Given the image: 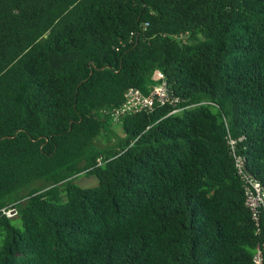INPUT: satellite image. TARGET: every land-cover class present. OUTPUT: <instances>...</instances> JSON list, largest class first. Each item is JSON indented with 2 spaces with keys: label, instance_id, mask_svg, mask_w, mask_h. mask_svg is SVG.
Instances as JSON below:
<instances>
[{
  "label": "trees",
  "instance_id": "1",
  "mask_svg": "<svg viewBox=\"0 0 264 264\" xmlns=\"http://www.w3.org/2000/svg\"><path fill=\"white\" fill-rule=\"evenodd\" d=\"M157 72L179 110L99 146ZM243 173L264 181V0H0V209L21 220L0 213V264H255Z\"/></svg>",
  "mask_w": 264,
  "mask_h": 264
},
{
  "label": "built area",
  "instance_id": "2",
  "mask_svg": "<svg viewBox=\"0 0 264 264\" xmlns=\"http://www.w3.org/2000/svg\"><path fill=\"white\" fill-rule=\"evenodd\" d=\"M157 83L154 84L148 93L139 88H130L126 92V99L123 104L115 110L111 111V120L118 122L127 114L137 111L153 110L156 105L169 104L179 110L178 106L181 102L180 98L172 94L168 88V84L163 72H157L155 75ZM232 143H235L233 141ZM244 165L242 157L237 158V167L241 171ZM242 179L246 189V204L251 209L253 219L259 226L258 232L264 233V181L257 180L252 174L243 173ZM17 202H13L2 209L0 213L7 217H15L18 215ZM255 264H264V242L262 246L257 248L254 256Z\"/></svg>",
  "mask_w": 264,
  "mask_h": 264
},
{
  "label": "rangeland",
  "instance_id": "3",
  "mask_svg": "<svg viewBox=\"0 0 264 264\" xmlns=\"http://www.w3.org/2000/svg\"><path fill=\"white\" fill-rule=\"evenodd\" d=\"M124 136L122 125L116 121H110V127L106 133H104L98 139V145L104 146L106 144H115L120 137ZM77 183L82 187H91L98 184L99 180L95 175H88L86 173H80L77 177ZM13 222L17 226H21V220L18 217L13 219Z\"/></svg>",
  "mask_w": 264,
  "mask_h": 264
}]
</instances>
